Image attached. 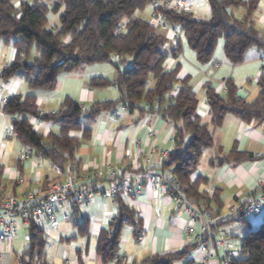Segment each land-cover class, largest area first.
I'll use <instances>...</instances> for the list:
<instances>
[{
    "label": "trees",
    "instance_id": "trees-1",
    "mask_svg": "<svg viewBox=\"0 0 264 264\" xmlns=\"http://www.w3.org/2000/svg\"><path fill=\"white\" fill-rule=\"evenodd\" d=\"M166 1L54 0L49 6L40 0H0V43L15 49L13 61L0 72L2 82L20 76L32 90L52 91L60 74L82 65L107 63L114 68L115 79L93 77L87 86L91 89L114 87L119 94L116 101L95 102L85 109L65 97L56 111L47 113L39 110L34 95H11L2 104V112L11 118L12 133L22 146L61 169L75 163L74 155L81 139L89 136L88 130L82 129L83 115L94 118L101 112H114L119 106L129 112L158 113L174 124L177 144L176 150L167 155L162 169L171 168L187 198L209 209V199L198 192L201 181H191L190 176L213 140L207 125L195 113L198 100L188 78H177L178 64L166 68L169 55L173 58L180 55V43L177 41L168 50L166 32L156 25L154 18L160 13L167 25L179 28L178 35L183 36L199 64L213 61L217 43L222 40L226 60L238 66L245 62L246 52L253 47L264 54V33L257 29L254 20L259 0H207L210 16L206 19L195 18L188 11L161 8V3ZM149 5L153 11L152 22L134 15ZM61 7L59 27L53 32L45 27L47 15L49 11L58 12ZM238 10L242 15L234 14ZM222 83L226 90L224 96L217 94L209 83L204 86L212 125L220 126L228 114L245 123L264 122V72L256 80L259 92L252 101L237 95L232 79H224ZM30 118L57 124L59 130L43 136L33 129ZM73 132H82L81 138L72 136ZM253 158L251 154L231 150L224 161ZM260 192L264 195V183ZM115 204L116 215L97 239L96 254L103 264H120L117 252L123 227H131L135 238L140 234L134 210L123 199H117ZM84 222L78 229L82 235L86 230ZM26 229L28 248L19 264H49L44 258L43 231L32 223ZM193 248L194 243L180 252L147 257L138 264H173ZM240 254L242 258L231 259L230 264H264V219L244 238Z\"/></svg>",
    "mask_w": 264,
    "mask_h": 264
},
{
    "label": "crops",
    "instance_id": "crops-1",
    "mask_svg": "<svg viewBox=\"0 0 264 264\" xmlns=\"http://www.w3.org/2000/svg\"><path fill=\"white\" fill-rule=\"evenodd\" d=\"M187 2L188 12L192 14L190 8L192 0ZM234 14L240 16L242 11H235ZM254 20L257 29L264 33V0H259ZM165 38L168 41L166 46L168 50L176 45L172 44L171 32H166ZM177 41L180 43V55L176 60L179 61L177 78L179 80L188 78V84L198 100L195 113L207 125L213 140L212 146L202 152L190 180L201 181L198 192L209 199L208 210L219 219L215 225V232L226 234L225 246L216 251V259L211 263L224 264L226 255L232 259L242 258L240 247L244 238L250 231L256 230L264 219V215L240 216L230 220L225 218L231 204L254 193L264 183V122L245 123L228 114L220 126L212 125L204 96V86L209 83L217 94L224 96L222 80L230 78L235 84V66L226 60L222 49L223 43L220 49L215 50L212 62L199 64L195 54L181 46V35L177 36ZM258 52L257 57L261 62L255 65L253 77L256 80L264 72L262 71L264 54ZM14 57L15 49L0 43V72L13 61ZM170 66L166 65V68L170 69ZM82 68H86V65L60 74L52 91L32 90L20 76L13 77L7 82L0 80V194H11L20 201L30 191L43 192L50 182L66 184L70 179H76L80 185L99 182L92 175H87L88 171L100 175L103 179L111 168H118L124 174H138L151 164L162 168L163 155L176 150V131L172 122L158 113H141L137 110L129 112L119 106L114 112H101L94 118L81 117L82 129L88 130L89 136L81 139L74 155L75 163L71 166L66 165L61 169L32 151L30 158L21 160L20 154L24 146L14 135L7 136V132H12L11 118L2 112V104L7 97L34 95L42 113L56 111L65 97L78 102L83 109L95 102L118 99L119 94L114 87L91 89L87 86L88 80L93 77L114 80L116 75L112 69L98 67L95 71H86L81 79L77 80L76 72ZM215 80L221 81L220 85L213 86ZM235 85L237 95L246 101H252L258 95L257 85V89L252 87L250 80L244 86ZM151 86L152 83L149 87ZM175 93L174 91L173 94ZM29 122L33 129L43 136L49 133L56 134L59 130L58 125L52 122L35 123L34 118H30ZM71 135L81 138L82 132H73ZM11 140H16V143H11ZM231 150L251 154L254 158L241 162L224 161ZM103 182L105 186L107 183ZM141 182L142 190L138 195L123 199L125 205L134 210L139 220L140 234L135 238L131 227H123L117 252L120 264H138L147 257L177 253L193 244L192 238L185 233L189 225L187 215L174 211L169 197L156 191L149 182L144 179ZM116 213V204L101 197L93 198L88 207L79 209L76 214L72 213L71 205L64 202L62 207L57 209V224L51 226L45 219L38 228L43 231L44 238L45 235H53L63 244L73 243V257L69 259V254L64 249H61L60 256L49 252L45 240L44 251L48 254L46 257L49 256V261L45 258L46 262L103 264L96 254L97 239L102 231L108 229ZM83 221L86 228L84 235L78 231ZM19 231L25 233L22 237L27 242L24 252L28 248V230L21 227ZM13 242L14 239L0 244V251L4 247L9 253L6 260L14 252ZM21 256L18 258V264ZM200 258L198 251L193 248L188 255L173 264H195Z\"/></svg>",
    "mask_w": 264,
    "mask_h": 264
},
{
    "label": "built area",
    "instance_id": "built-area-1",
    "mask_svg": "<svg viewBox=\"0 0 264 264\" xmlns=\"http://www.w3.org/2000/svg\"><path fill=\"white\" fill-rule=\"evenodd\" d=\"M161 8L188 11V2L167 0L161 3ZM154 22L162 31L172 33V44L177 42L179 28L167 25L160 13L156 15ZM224 91H226L225 87ZM35 123H38L37 119ZM7 136H13V133L7 132ZM30 156L31 150L23 147L20 159L26 160ZM166 158L167 154H164L163 160ZM87 175H92L99 182L90 185H80L76 179H70L66 184L50 182L43 192L30 191L20 201L11 194H0V244L13 241L19 228H26L31 223L39 227L47 219L51 226L56 225L57 209L62 207L64 202L71 205V211L74 213L88 207L95 197L110 199L114 203L117 199L134 198L141 192V180L144 179L156 191L169 197L174 211L187 215L189 225L185 233L192 238L194 249L201 257L195 264H211L216 259V251L225 246L226 234L215 232V225L219 219L210 210L187 198L184 188L178 183L171 170L151 164L138 174H124L118 168H111L103 179L92 171H88ZM103 181L107 183L105 186ZM236 215H264V195L261 194L260 189L231 204L225 218ZM8 255L6 248L2 247L0 262L7 264ZM231 259L226 255L223 263L230 264Z\"/></svg>",
    "mask_w": 264,
    "mask_h": 264
},
{
    "label": "rangeland",
    "instance_id": "rangeland-1",
    "mask_svg": "<svg viewBox=\"0 0 264 264\" xmlns=\"http://www.w3.org/2000/svg\"><path fill=\"white\" fill-rule=\"evenodd\" d=\"M40 1L45 2L49 6L54 2V0H40ZM190 8H191L192 15L195 18L206 19V18H209V16H210V10H209V5L207 3V0H192ZM62 11H63V7H61L58 10V12H56V13L49 11V13L47 15V23L45 26L47 29H49L53 32L58 29V27H59L58 17L62 13ZM152 12H153L152 6L149 5V6H146L144 9L135 12L134 15L136 17H139V18L146 20L148 22H152ZM124 22L125 21H123V23ZM222 42H223L222 40L218 41L215 50L220 49ZM181 46L186 47L187 49H189V51L191 53H193L192 50H190V48L187 46L186 42L184 41L183 36H181ZM258 51L259 50H257V48H254V47L249 49L245 55V62L241 65L235 66V84H238L240 86H242V85L244 86L250 80V82L252 83V87H255L257 89L256 84H255L256 79H255V77H253V74H254V69H255V65H257V62H259V63L261 62L259 57H257V55L259 53ZM31 54H32V56L35 54L34 49H32ZM176 60H177V58H173L172 56L169 55L165 64L167 66L171 65L170 68H172L178 64L179 61H176ZM94 65H97V66L86 65V68H82L81 70L76 72V74H77L76 79L77 80L81 79L82 74H84L86 71H95L98 69V67H108L109 69H112V71H114V68L107 63L94 64ZM98 65H104V66H98ZM83 69H86V70H83ZM262 71H264V67L262 68ZM114 74H115V71H114ZM220 83H221V81L217 82L215 80L213 82V86H215V85L218 86V85H220ZM11 143L15 144L16 140H11ZM239 216H242V215H236V216L228 217L227 219L235 218V217H239ZM20 231L18 230V234H17L16 238L14 239V242H13L14 252L11 254L9 259L7 260V264H18V258L21 256L23 250L27 247V242H25L22 238L24 232L21 233ZM45 238H46L45 239L46 244L48 245V248H49V250H48L49 252L57 254L58 256H60L61 249H64L68 252V254H69L68 258L69 259H71L73 257V245H74L73 243L69 242L67 244H63V242L62 243L59 242L55 237H53V235L52 236L45 235ZM61 246H63V247H61ZM47 255L48 254L45 253V251H44V258H46V260L49 261V256L46 257ZM0 264H3V263L0 262ZM59 264H61V263H59Z\"/></svg>",
    "mask_w": 264,
    "mask_h": 264
}]
</instances>
